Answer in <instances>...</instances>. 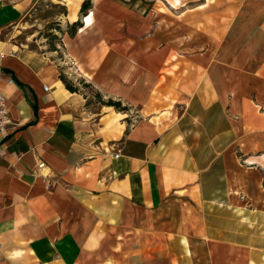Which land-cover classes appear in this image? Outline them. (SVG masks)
<instances>
[{"label":"crops","instance_id":"0c3cea01","mask_svg":"<svg viewBox=\"0 0 264 264\" xmlns=\"http://www.w3.org/2000/svg\"><path fill=\"white\" fill-rule=\"evenodd\" d=\"M38 1L0 0V264H264V0H53L61 64L4 36Z\"/></svg>","mask_w":264,"mask_h":264},{"label":"rangeland","instance_id":"374dc122","mask_svg":"<svg viewBox=\"0 0 264 264\" xmlns=\"http://www.w3.org/2000/svg\"><path fill=\"white\" fill-rule=\"evenodd\" d=\"M17 1V0H11ZM53 0H39L38 3L31 7L26 14V20L19 25H16L12 32L8 31L4 36L10 34L9 40L13 47L20 49H35L40 50L47 56L49 49L57 47L58 62L64 61V48L61 43L62 34L71 31V25H66L64 22L58 20L62 18L66 12L63 5L52 2ZM61 66V65H60ZM61 72L69 79L65 69L61 67ZM81 86L96 95V90L86 83L77 85Z\"/></svg>","mask_w":264,"mask_h":264},{"label":"trees","instance_id":"16d2710c","mask_svg":"<svg viewBox=\"0 0 264 264\" xmlns=\"http://www.w3.org/2000/svg\"><path fill=\"white\" fill-rule=\"evenodd\" d=\"M91 4V1L90 0H84L83 4H82V8H81V11H85L89 8ZM82 25L81 21L78 20V21H75L73 24H71V31H70V34H74L76 32V30ZM0 70H3L5 72H10V69L8 68H4V67H1L0 66ZM60 77L61 79L64 81L66 87L71 90V91H76L78 89L77 86L74 85V83L68 79L63 72L60 73ZM87 85V84H86ZM106 104L108 105H113L115 106L116 108L118 109H121V110H124V109H127L126 106H122L121 102L120 101H116V100H113V99H109L107 101H104ZM35 107V105H34Z\"/></svg>","mask_w":264,"mask_h":264},{"label":"built area","instance_id":"2783aa9c","mask_svg":"<svg viewBox=\"0 0 264 264\" xmlns=\"http://www.w3.org/2000/svg\"><path fill=\"white\" fill-rule=\"evenodd\" d=\"M4 56V54H2ZM11 118L9 114V107L7 104L6 94L0 90V141L6 138L9 132ZM45 162L41 161L39 167H44ZM51 182L48 183L50 185Z\"/></svg>","mask_w":264,"mask_h":264}]
</instances>
